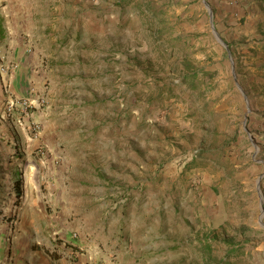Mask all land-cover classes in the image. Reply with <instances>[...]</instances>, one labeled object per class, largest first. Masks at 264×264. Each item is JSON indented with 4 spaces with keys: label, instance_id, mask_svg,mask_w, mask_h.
I'll list each match as a JSON object with an SVG mask.
<instances>
[{
    "label": "rangeland",
    "instance_id": "obj_1",
    "mask_svg": "<svg viewBox=\"0 0 264 264\" xmlns=\"http://www.w3.org/2000/svg\"><path fill=\"white\" fill-rule=\"evenodd\" d=\"M118 1L0 0V260L264 264V0Z\"/></svg>",
    "mask_w": 264,
    "mask_h": 264
},
{
    "label": "crops",
    "instance_id": "obj_2",
    "mask_svg": "<svg viewBox=\"0 0 264 264\" xmlns=\"http://www.w3.org/2000/svg\"><path fill=\"white\" fill-rule=\"evenodd\" d=\"M32 66L33 62L23 61L22 65H17L16 70L10 75L0 72V90L7 85L11 94L32 97L30 88L37 90L35 87V75L31 69ZM75 219L73 218L69 221L65 219L64 222L59 220L57 223V229L59 230L58 241L55 243L49 242L53 252L58 255L56 259L51 258V252L46 248H39L35 251H30L29 260L16 261L15 259L7 260L3 258L0 260V264H100L96 256L97 253L90 251V249L87 250L89 248L87 244L90 245V240L87 239V224L84 223L82 226L76 227ZM54 220H50L51 223H54ZM47 240L50 241L48 238ZM102 264L111 263L104 260Z\"/></svg>",
    "mask_w": 264,
    "mask_h": 264
},
{
    "label": "trees",
    "instance_id": "obj_3",
    "mask_svg": "<svg viewBox=\"0 0 264 264\" xmlns=\"http://www.w3.org/2000/svg\"><path fill=\"white\" fill-rule=\"evenodd\" d=\"M123 2H124V0L118 1V5L117 6H121ZM1 23H2V18L0 17V40H2V38L4 36V29L2 28ZM257 45L264 48V40L261 41V42L259 41ZM19 187H20L19 179H16L14 181V183H13V189L15 191V197H16L15 200H19V198H20V190H19ZM17 204L18 203H16V205ZM50 255H51V258H53V259H56L58 257V255H56L55 253H51ZM226 264H228V263H226Z\"/></svg>",
    "mask_w": 264,
    "mask_h": 264
},
{
    "label": "built area",
    "instance_id": "obj_4",
    "mask_svg": "<svg viewBox=\"0 0 264 264\" xmlns=\"http://www.w3.org/2000/svg\"><path fill=\"white\" fill-rule=\"evenodd\" d=\"M17 68V65L13 64L11 65L10 67L8 68H4V67H0V72H3L4 74H6L7 72H13L14 70H16ZM44 103L43 102V97L42 96H37L34 100H33V103ZM32 103L29 102V101H23V103L21 104L23 107H29ZM9 107L13 106V102L10 101L9 104H8Z\"/></svg>",
    "mask_w": 264,
    "mask_h": 264
},
{
    "label": "water",
    "instance_id": "obj_5",
    "mask_svg": "<svg viewBox=\"0 0 264 264\" xmlns=\"http://www.w3.org/2000/svg\"><path fill=\"white\" fill-rule=\"evenodd\" d=\"M218 41L220 42V40L218 39ZM221 43V42H220Z\"/></svg>",
    "mask_w": 264,
    "mask_h": 264
}]
</instances>
